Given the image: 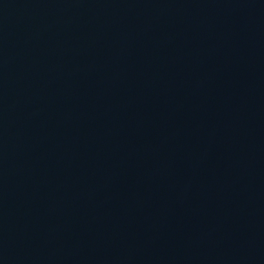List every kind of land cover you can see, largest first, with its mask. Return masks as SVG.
I'll list each match as a JSON object with an SVG mask.
<instances>
[{"label": "water", "instance_id": "1", "mask_svg": "<svg viewBox=\"0 0 264 264\" xmlns=\"http://www.w3.org/2000/svg\"><path fill=\"white\" fill-rule=\"evenodd\" d=\"M0 264H264V0H0Z\"/></svg>", "mask_w": 264, "mask_h": 264}]
</instances>
